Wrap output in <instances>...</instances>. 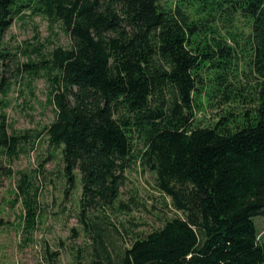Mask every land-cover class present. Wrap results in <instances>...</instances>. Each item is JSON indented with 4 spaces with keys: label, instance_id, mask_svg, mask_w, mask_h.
Here are the masks:
<instances>
[{
    "label": "trees",
    "instance_id": "1",
    "mask_svg": "<svg viewBox=\"0 0 264 264\" xmlns=\"http://www.w3.org/2000/svg\"><path fill=\"white\" fill-rule=\"evenodd\" d=\"M34 15L70 44L37 47L41 57L23 63L49 77L56 116L42 130H17L6 111L5 66L16 54L5 34ZM241 75L256 81L247 87ZM204 99L223 110L207 124ZM43 134L68 180L81 182L79 218L95 253L74 264H264L255 222L264 216V0H0V153L13 161ZM138 162L155 172L175 215L114 256L102 223ZM1 168L19 175L29 231L40 171Z\"/></svg>",
    "mask_w": 264,
    "mask_h": 264
},
{
    "label": "rangeland",
    "instance_id": "2",
    "mask_svg": "<svg viewBox=\"0 0 264 264\" xmlns=\"http://www.w3.org/2000/svg\"><path fill=\"white\" fill-rule=\"evenodd\" d=\"M246 20L238 17L235 25L239 29H248ZM220 25L224 27L226 24L220 22ZM5 42L16 54L5 66V73L12 81L6 95L10 101L6 108L9 121L17 130H42L56 116L55 107L48 101L50 80L44 71L41 76L29 75L23 63L29 56L33 60L41 57L34 51L37 47L46 53L57 45L68 46L70 37L58 26L52 29L46 18L34 15L16 19L5 34ZM240 79L247 87L256 81L253 75H241ZM203 101L206 109H202L198 117L201 124H207L223 110L206 105L205 99ZM2 166L11 167L15 172L34 174L35 170L40 171L36 180L40 187V215L35 227L27 231L23 219L25 207L22 198L16 197L19 175L1 173L0 264H74L77 255L81 258L94 256L95 244L79 218L80 179L68 180L60 151L54 149L46 134L36 140L28 153L13 161L0 153V170ZM125 176L118 207L114 211L107 210L109 219L105 221L108 222L102 223L105 240L114 256L129 246L138 234L160 228L175 215L170 198L157 187L155 172L143 169L138 162L126 170ZM111 221L119 230L110 224ZM255 222L259 237L264 240V216H257Z\"/></svg>",
    "mask_w": 264,
    "mask_h": 264
}]
</instances>
